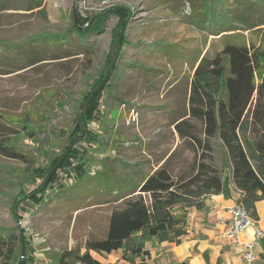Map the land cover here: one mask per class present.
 Returning <instances> with one entry per match:
<instances>
[{"label":"rangeland","instance_id":"rangeland-1","mask_svg":"<svg viewBox=\"0 0 264 264\" xmlns=\"http://www.w3.org/2000/svg\"><path fill=\"white\" fill-rule=\"evenodd\" d=\"M36 1L40 5L29 9ZM118 6L128 9L130 17L120 30L125 41L119 49L118 73L104 94H96L92 83L102 55L111 51L112 36L119 29L117 11L104 13V19L97 23L101 31L89 39L91 45L77 41L75 33L67 35L66 43L59 47L44 41L36 52L47 56L34 64L25 61L26 55L0 53V137L9 139L24 158L0 154V227L11 230L19 225L33 246L30 264H52V256L65 249L79 248L83 252L89 235H104L113 206L105 202L93 204L92 196L54 198L53 192L58 189L51 186L45 187V194L36 191L48 178L46 152L58 151L55 146L63 143L61 130L65 135L72 132L74 138L68 172L64 168L56 170L59 182L65 186L74 183L73 167L78 164L93 173L103 163L116 169L121 162L142 163L147 170L157 168L170 157L177 170L190 160L191 151L174 125L185 120L199 130V122L190 115L189 80L200 57L217 53L225 38L184 23L187 3L11 0L9 8L0 11V42L30 45L35 38L63 33L71 27L72 20L89 26L91 15ZM163 42H179L183 51L175 56L160 54L156 49ZM51 50L61 57L52 58ZM78 103L82 107L86 104L84 120L80 127L72 129ZM25 123L31 135L21 131ZM212 146L219 166V142L213 139ZM30 192H35V201L41 197L40 201H31ZM16 201L14 216L11 206ZM92 254L103 264H117L111 261L118 253L110 257Z\"/></svg>","mask_w":264,"mask_h":264},{"label":"trees","instance_id":"trees-1","mask_svg":"<svg viewBox=\"0 0 264 264\" xmlns=\"http://www.w3.org/2000/svg\"><path fill=\"white\" fill-rule=\"evenodd\" d=\"M10 2L0 0V11L8 9ZM175 2L188 5L187 14H183L184 23L208 35L225 38L217 53L213 56L205 53L200 57L189 80V110L191 117L199 122V130L185 120L174 125L191 151L190 160L177 170L170 157L157 168L147 170L142 163L121 162L117 169L103 163L90 173L78 164L73 167L74 183L65 186L59 182L56 170L64 168L68 172L74 138L72 132L65 135L61 130L63 143L55 146L58 151L46 152L48 178L36 191L45 194V187L51 186L58 189L53 192L54 198L92 196L93 204L105 202L113 206L104 235H89L83 243V252L72 248L54 254L52 264H103L92 252L103 255L113 251H120L119 258L129 264H148L149 242L180 244L187 232L189 209H202L210 195L221 194L228 198L232 190L238 193L236 201L257 219L256 203L264 199V0ZM39 5L36 1L28 8ZM127 10L118 6L91 15L89 26H80L71 19V27L63 33L35 38L32 45L0 42V53L26 55L25 61L34 64L47 56L36 52V47L44 41L59 47L66 43L67 35L75 33L77 41L91 45L89 39L101 31L97 23L104 19V13L117 11L119 29L114 30L111 51L102 55L92 83L96 94H104L118 73L119 49L124 40L120 30L130 17ZM183 48L179 42H163L156 50L165 56H175L181 54ZM59 55L51 50L52 58L61 57ZM83 105H77L72 129L83 124L86 104ZM26 123L20 126L21 131L31 135ZM213 139L221 148L219 166L212 154ZM0 154L24 159L5 137H0ZM34 193L30 192V200L40 201L41 197L34 200ZM16 204L17 201L11 206L14 216ZM33 254V246L26 241L19 225L11 230L0 227V264H30Z\"/></svg>","mask_w":264,"mask_h":264},{"label":"crops","instance_id":"crops-1","mask_svg":"<svg viewBox=\"0 0 264 264\" xmlns=\"http://www.w3.org/2000/svg\"><path fill=\"white\" fill-rule=\"evenodd\" d=\"M237 196L238 193L233 190L228 198L221 194L210 195L202 209L190 208L187 232L180 244H147L151 264H264V238L256 241L253 247L254 258L247 261L234 241L222 240L218 236ZM256 212L258 226L264 231V199L256 203ZM239 237L242 242H251L254 238L253 228L246 227ZM112 253H118L112 263L129 264L119 258L120 251ZM112 253L106 255L110 257Z\"/></svg>","mask_w":264,"mask_h":264},{"label":"built area","instance_id":"built-area-1","mask_svg":"<svg viewBox=\"0 0 264 264\" xmlns=\"http://www.w3.org/2000/svg\"><path fill=\"white\" fill-rule=\"evenodd\" d=\"M228 212L229 217L224 221L218 236L222 240L234 241L238 251L247 261H250L254 258L253 247L258 239L264 238V231L258 226L257 220L237 201L229 208ZM26 222L23 221L24 224ZM248 226L253 228L254 238L251 242H242L239 237L240 233Z\"/></svg>","mask_w":264,"mask_h":264}]
</instances>
